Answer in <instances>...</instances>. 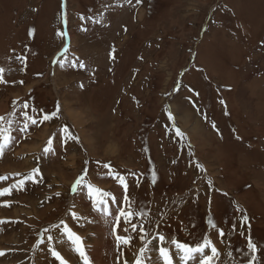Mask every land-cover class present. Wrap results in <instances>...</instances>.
Listing matches in <instances>:
<instances>
[{
	"label": "rangeland",
	"instance_id": "1",
	"mask_svg": "<svg viewBox=\"0 0 264 264\" xmlns=\"http://www.w3.org/2000/svg\"><path fill=\"white\" fill-rule=\"evenodd\" d=\"M0 69L13 137L0 156V264H60L50 248L84 264L64 225L89 264H135L145 245L143 264H164L160 247L181 264L171 240L204 238L219 253L211 264H248L249 239L264 264V0H0ZM57 102L60 118L40 123ZM62 127L79 143L64 145ZM87 184L110 193L109 215ZM121 207L145 215L117 224Z\"/></svg>",
	"mask_w": 264,
	"mask_h": 264
},
{
	"label": "snow or ice",
	"instance_id": "2",
	"mask_svg": "<svg viewBox=\"0 0 264 264\" xmlns=\"http://www.w3.org/2000/svg\"><path fill=\"white\" fill-rule=\"evenodd\" d=\"M136 2L140 3L141 0H136ZM29 34H31V33H29ZM80 67L83 68L84 65L80 64ZM3 71H4L3 69H0V74H2ZM3 82L4 81L2 80V78H0V83H3ZM197 95H198V93H197ZM165 113L168 116V120L173 121V116L167 108H165ZM60 115H61V107H60L59 102H57L55 110L52 111L51 113L44 114L42 116V118L40 119V123H43L45 121H50L54 118L59 119ZM29 119L31 120L32 124H37V120L35 118L29 117ZM3 120H4V118L0 117V156H3L5 149L12 143V140H13V137L11 135L12 121H8L9 130H8V134H5V131L3 129ZM28 127H29V125L27 123H25L23 128L20 129V131L23 133H27ZM173 127L175 130V135L177 137H180L182 139H187L185 137L184 133L178 127H175L174 124H173ZM213 127H215V126L213 125ZM61 133L63 134L62 135V143L64 145H68L71 142H75L77 144L79 143V137L74 135L72 132H70L68 127H62ZM54 152H55V149L52 147V140L50 138L47 145L43 148V153H44V156L47 157L49 155H52ZM101 167H103L105 169H109V175H112L110 164L105 163V164L101 165ZM32 171H33L34 175H29L28 177H26V179L31 180L35 183L37 181L34 179V176L40 175V169L34 168ZM85 175H87V170H84V173L77 177L76 181L74 182V184L72 185V188H71V191L73 193H76L77 191L82 190V188H80L78 186H81L82 184H84ZM0 179H6V177H0ZM24 183H25V181L21 180V181H19L18 185H13V187H18V188L22 189ZM119 183L123 186L124 191H125L124 203L126 206L130 207L131 206V197L127 194V187L128 186H127V183H126L125 178L123 176L119 177ZM86 187H87V195L92 201L93 210L102 211L105 216L109 215V208L107 207L108 201L103 199V197L110 196V193L103 192L98 188H94L91 184H87ZM5 194H10V189L5 188L3 190H0V196H4ZM57 195H59V193H57ZM111 202L117 203L116 198L114 196L112 197ZM101 205H103V207H101ZM117 211H118V215L115 216V221L117 222V224L119 223L121 217H124L125 222L128 223L130 218L133 215H145L144 213H139V212L133 213L130 211H125V208H123V207L118 208ZM72 218L73 219H79V217L76 215V213H72ZM242 219L245 222L247 221L246 216L242 217ZM0 222H2V221H0ZM61 223L63 224V221H61ZM210 224H211V221H210ZM212 226L215 227V225H212ZM57 227H59V226H57ZM133 228H135L134 225H133ZM141 231H143V227H141ZM62 232L64 235H66L68 241L73 245V250L80 255L84 264H89L88 258L84 252L82 241H81L80 237L78 235H76L75 233H73L68 228L67 225H64ZM113 233H115V228H113ZM220 236H224L223 231L220 232ZM48 239H49V241H51L53 239V237L49 236ZM130 239H131L130 237L116 236L118 246L120 244L128 245L130 243ZM165 241H166V237L163 235H160L159 236V242L161 244H163V243H165ZM171 243L175 245L178 252L182 253L180 258H181V260H183L185 262V264H187V261L193 259V257L196 256L197 254H199L201 256L199 264H211L212 260L215 257H218V255H219L217 249L212 246V243L208 238H204L203 241L201 243H198L195 247H190L187 244L178 243L174 239L171 240ZM247 248H248V251L251 253V257L248 261V264H254V262L256 260L257 246L253 243V241L251 239H249L248 243H247ZM146 249H147V245H145L144 247H141L139 249L140 255H138L136 257L135 264H143V260L141 259V256H143ZM206 249L211 250V255H207L205 253ZM49 250L51 251L52 256L57 261H59L60 264H65V261L61 258L59 252H57L51 248ZM0 255H3V253L0 252ZM159 255L163 259L164 264H172V259L169 256V250L167 248L160 247L159 248Z\"/></svg>",
	"mask_w": 264,
	"mask_h": 264
},
{
	"label": "bare ground",
	"instance_id": "3",
	"mask_svg": "<svg viewBox=\"0 0 264 264\" xmlns=\"http://www.w3.org/2000/svg\"><path fill=\"white\" fill-rule=\"evenodd\" d=\"M80 115V114H79ZM184 117H186V118H191V115H189L188 113H186L185 115H184ZM183 117V118H184ZM185 119V118H184ZM180 120H181V118H180ZM187 120V119H186ZM191 129H192V133H193V136H197L196 134H197V132H199L198 134V136H200V134H201V131H199V128H198V126H197V124H195L194 123V125L191 127ZM202 135V134H201ZM60 138V137H59ZM86 191V190H85Z\"/></svg>",
	"mask_w": 264,
	"mask_h": 264
},
{
	"label": "crops",
	"instance_id": "4",
	"mask_svg": "<svg viewBox=\"0 0 264 264\" xmlns=\"http://www.w3.org/2000/svg\"><path fill=\"white\" fill-rule=\"evenodd\" d=\"M190 261V260H189ZM184 261L182 260V263L181 264H185V262L183 263ZM187 264H188V261H187Z\"/></svg>",
	"mask_w": 264,
	"mask_h": 264
}]
</instances>
